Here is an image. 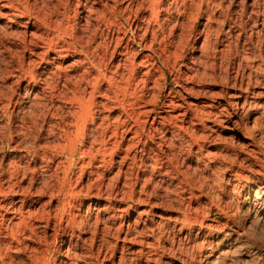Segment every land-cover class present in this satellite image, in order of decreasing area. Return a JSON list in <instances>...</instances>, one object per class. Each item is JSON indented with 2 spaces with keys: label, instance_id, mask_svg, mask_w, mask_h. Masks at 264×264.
Returning <instances> with one entry per match:
<instances>
[{
  "label": "clouds",
  "instance_id": "clouds-1",
  "mask_svg": "<svg viewBox=\"0 0 264 264\" xmlns=\"http://www.w3.org/2000/svg\"><path fill=\"white\" fill-rule=\"evenodd\" d=\"M0 264H264V0H0Z\"/></svg>",
  "mask_w": 264,
  "mask_h": 264
},
{
  "label": "rangeland",
  "instance_id": "rangeland-1",
  "mask_svg": "<svg viewBox=\"0 0 264 264\" xmlns=\"http://www.w3.org/2000/svg\"><path fill=\"white\" fill-rule=\"evenodd\" d=\"M249 2H251V0H249ZM132 219V217H129V220H131Z\"/></svg>",
  "mask_w": 264,
  "mask_h": 264
}]
</instances>
